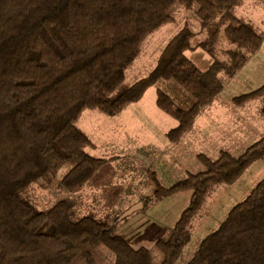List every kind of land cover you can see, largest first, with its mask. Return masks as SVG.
Instances as JSON below:
<instances>
[{
  "label": "trees",
  "instance_id": "trees-1",
  "mask_svg": "<svg viewBox=\"0 0 264 264\" xmlns=\"http://www.w3.org/2000/svg\"><path fill=\"white\" fill-rule=\"evenodd\" d=\"M242 0H0V264H97L106 247L113 264H175L190 240L189 225L211 183L234 184L264 158V136L240 155L200 154L204 169L164 187L153 171L155 194L191 190L189 205L154 248L134 247L116 225L94 215L72 219L73 203L62 199L46 210L23 192L54 178L68 191L83 188L108 160L88 151L90 136L78 126L85 109L109 115L139 101L160 81H174L193 97L185 107L163 89L158 107L178 124L167 133L179 141L199 113L223 90L221 73L234 76L259 49L264 35L240 18ZM196 7L207 38L198 46L213 57L200 69L187 55L195 33L185 25L165 46L157 65L130 86L126 71L145 39L174 19L177 4ZM236 45L218 58L221 33ZM264 96V84L234 98L237 105ZM264 116V107L262 109ZM150 171V169H148ZM187 264H264V178L205 236Z\"/></svg>",
  "mask_w": 264,
  "mask_h": 264
},
{
  "label": "rangeland",
  "instance_id": "rangeland-1",
  "mask_svg": "<svg viewBox=\"0 0 264 264\" xmlns=\"http://www.w3.org/2000/svg\"><path fill=\"white\" fill-rule=\"evenodd\" d=\"M235 12L264 35V0H242ZM185 25H188L195 33L194 50L186 51L187 56L200 69L204 70L208 65L210 66L213 57L205 48L198 46L208 34L196 15V7L188 8L179 3L174 8L173 21L160 27L143 42L140 55L126 71V86L146 77L153 70L167 43ZM261 47L250 52L249 62L245 63L234 76L221 73L224 87L218 95L219 98L228 101L226 99L250 92L264 84V54H262L264 47ZM234 48L236 45L228 41L222 32L216 47L218 58L228 61V50ZM158 89L165 90L179 105L189 107L193 104V97L176 82L160 81L150 87L139 101L129 104L118 114L109 115L99 110L85 109L78 125L87 131L92 139V145L88 147V151L96 157L107 159H110L112 155H121L108 160L107 164L83 188L73 191L63 188L61 180L69 170V167L65 166L56 177L30 184L23 192L24 198L39 210L49 209L60 200L68 199L73 203L72 219L94 215L99 219L108 220L112 225L119 220L124 211L142 201L144 203L142 208L115 224V233L123 235L136 248L142 246L151 248L156 260H159L160 254L154 248L155 243L172 230L181 212L189 205L192 191L157 196L153 171L156 172L158 179L160 178L161 184L169 188L187 177L189 173H197L204 169L199 159L200 154H207L212 159H215V156H212L207 147L201 143L200 138L205 136L198 134L196 130L190 131V134L186 133L182 141L175 143L172 159V152H163L154 142L152 145L147 143L149 145L139 146L141 143L136 138V134L145 128V125L149 129L154 126L155 129H161L166 133L177 126L178 121L157 106ZM223 105L224 110L229 113L241 110L238 107H228V102ZM137 106L136 111L139 114L127 111ZM246 106L247 110L259 113L264 107V96L248 102ZM206 109L207 107L203 110ZM228 118L223 117V121L236 120ZM210 126L214 127L211 124ZM197 130H199V124H197ZM115 142L121 144L118 145ZM233 153L238 155L242 152ZM144 154L147 159L143 157ZM156 156L159 159L157 163ZM148 163H153L149 168L150 171L145 167ZM263 178L264 158L252 163L232 185L211 183L200 211L189 225L190 240L184 246L175 264H187L201 240L217 229L229 211L244 200ZM94 253L97 264L114 263L115 257L106 247L100 246ZM77 264H83V262L80 261Z\"/></svg>",
  "mask_w": 264,
  "mask_h": 264
},
{
  "label": "crops",
  "instance_id": "crops-1",
  "mask_svg": "<svg viewBox=\"0 0 264 264\" xmlns=\"http://www.w3.org/2000/svg\"><path fill=\"white\" fill-rule=\"evenodd\" d=\"M263 47H264V44L261 48H263ZM262 54H264V53H262ZM247 62H249V59ZM208 67H209V65H208ZM238 96H240V95H238ZM217 97L218 98H216L210 105L207 106V109H208V110L206 109L207 111L202 110L199 113V115L197 116L193 126L186 133L190 134L193 130H196L198 134L204 135L205 137L200 138L201 139L200 141H201V143H203V145H205L207 147L206 149L209 150V152H211L210 154L212 156H215L214 157L215 159H217L219 157L221 151H228V152L232 153L233 155L237 156V154H235L233 152H237V151L243 152L244 150H246V148L249 145H251L252 143H254L255 141L259 140L261 137L264 136V116H263L262 110L258 113V111L247 110L245 108V107H247L246 105L248 102H250L256 98L246 102L243 105H237L234 102L235 97H231V99H226L228 101H225V99H223V98H219L220 96H217ZM257 98H259V97H257ZM226 102H228V105H227L228 107H230V106L238 107L241 110H239L238 112H233V113H229L228 111L226 112L224 110V105H223ZM156 104H157V98H156ZM139 105H142V104H139ZM138 106L135 108H129V109L127 108L128 109L127 111L128 112H136L137 114H139V112L136 111ZM95 115H98V114H95ZM95 117L98 118V116H95ZM223 117H227V118L230 117V118H233L236 120L233 121L232 119L228 118L231 121H223ZM80 119L81 118H79V120ZM79 120H78V122H79ZM139 120H141V119H139ZM210 120H212V121H210ZM144 122L146 123L145 120H144ZM217 122H219V123H217ZM197 124H199V130H197ZM210 124L214 127H211ZM152 127H153L152 129H149L147 127V125H145V128H142V130L138 131L139 133L137 132L136 138L141 143V145H139V146L149 145L147 143H150L152 145V143L154 142L156 144V146L158 145L157 148H160L161 150H163V152H167V153L172 152V154H171V159H172L173 158V149H174V145L176 142L169 141L167 139V136H166L167 133L165 131H163L161 129H155L154 126H152ZM82 130L85 131L84 129H82ZM85 132L87 133V131H85ZM185 134H184V136H185ZM183 137L179 141H182ZM179 141H177V142H179ZM115 143L118 145L121 144L120 142H115ZM124 150H127V149H124ZM124 150H122V151H124ZM240 154H238V155H240ZM119 156L112 155L111 158H117ZM147 156H149V155L147 154ZM143 157L147 159L146 154H144ZM140 158H142V157H140ZM158 160H159L158 156H156L155 162L157 163ZM151 164H153V163H151ZM151 164L150 163L145 164V167H147V170L150 168ZM181 192H183V191H181ZM189 193L191 194V192H189Z\"/></svg>",
  "mask_w": 264,
  "mask_h": 264
},
{
  "label": "water",
  "instance_id": "water-1",
  "mask_svg": "<svg viewBox=\"0 0 264 264\" xmlns=\"http://www.w3.org/2000/svg\"><path fill=\"white\" fill-rule=\"evenodd\" d=\"M144 205V203L142 201H140L138 204L130 207L129 209H127L126 211H124L120 217H119V220L116 221V223H118L119 221L123 220L124 218L130 216L131 214H133L135 211L139 210L140 208H142ZM115 223V224H116ZM114 224V225H115Z\"/></svg>",
  "mask_w": 264,
  "mask_h": 264
}]
</instances>
